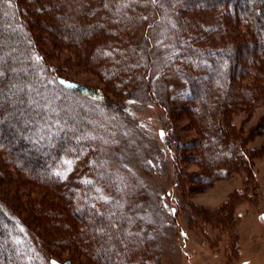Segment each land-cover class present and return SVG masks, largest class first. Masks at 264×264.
<instances>
[{
    "label": "rangeland",
    "instance_id": "obj_1",
    "mask_svg": "<svg viewBox=\"0 0 264 264\" xmlns=\"http://www.w3.org/2000/svg\"><path fill=\"white\" fill-rule=\"evenodd\" d=\"M19 1L10 0L30 21L26 24L33 36L29 51L38 59L43 53L48 72L39 68L38 75L47 80L52 94L74 96L57 87L55 77L60 75L100 88L108 101L123 102L120 111L108 108L112 104H102L106 122L101 133L103 138L106 134L113 138L118 157L145 191L137 204H122L123 189L117 191L113 181H108L109 174L99 172L93 146L84 153L64 155L56 164L58 178L53 183L36 181L10 166L6 150L0 146V198L18 214L36 249L41 248L33 264H43L50 256L68 258L70 264H95L98 234L101 240L114 236L112 230L121 221H109V210L104 213L107 208L125 209V234L146 237L141 242L130 239V246L124 248L123 256H117L115 264H264V52L258 56L260 49L264 51V32L257 37L255 16L249 15L248 8L249 4L259 5L260 0H194L193 8L182 7L169 18L161 0H85L86 7L77 17L84 26L83 39L59 35L43 22L32 25L29 17L49 6L38 5V0ZM182 11L191 24L188 35L194 37V60L186 57L193 53L187 47L188 38L180 43L176 39L182 33L177 19ZM41 15L49 16L46 11ZM253 32L260 44L255 35L252 38ZM180 46L184 54L178 58ZM225 51L226 57H221ZM254 54L256 59L251 57ZM183 58L190 62L181 61ZM108 64L110 69L117 64L118 69H112L117 72L108 73ZM193 67L192 88L187 74ZM238 87L252 92L237 98L244 91ZM220 89L222 94L228 91L234 96L224 109L215 103ZM219 110L225 111L232 126L227 144L233 153L229 152V160L213 164L206 179L198 151L192 159L189 150H196L201 114L218 115ZM60 124L64 123L54 124L50 138L59 132ZM94 126L101 127L93 124L85 131L96 130ZM177 138L180 143L194 139L184 143L187 150L180 162L189 174L185 187L177 184V170L166 151ZM48 139L41 137L39 143ZM197 148L201 155L202 148ZM82 186H88L100 203L62 204L60 193L78 192ZM41 197L56 204H41ZM118 201L121 204H112ZM76 211L85 218L80 220ZM50 225L61 230L56 234L59 237L52 238ZM20 233L25 235V230ZM121 239L120 247H124Z\"/></svg>",
    "mask_w": 264,
    "mask_h": 264
},
{
    "label": "trees",
    "instance_id": "obj_2",
    "mask_svg": "<svg viewBox=\"0 0 264 264\" xmlns=\"http://www.w3.org/2000/svg\"><path fill=\"white\" fill-rule=\"evenodd\" d=\"M11 2L10 0H0V71L3 72V75L0 76V146L6 150L7 163L10 166L14 165L19 171L31 175V178L36 181L53 183L55 182V178H58L54 174L58 166L56 164L64 155L67 153L71 155L72 151L84 153L93 146L95 151L94 162L99 172L109 174L108 178L111 179H108V181H113L112 184L117 188V191L123 189V192L120 193V199L123 200L122 204H137L138 199L140 200L145 197L143 196L145 194L144 187L139 179L128 172L125 163L118 157L115 145L112 144L113 138H110L107 134L103 138L104 135L101 133L105 131V126L103 125L106 122L104 120L106 107L102 104H112V107L108 105V108L120 111L124 106L123 102L119 100L114 102L108 101L109 99L106 95L104 96L100 88L87 87L73 80L70 81L62 78L60 75L55 77L57 87L62 91L74 93V96L72 98H62L52 94L49 90L51 86L47 83V80H41V77L38 75L39 68H44L45 72L47 71L46 64L42 62L43 53L41 52V57L38 59V55L35 56L32 50L29 51V43L33 37L27 28L30 21L28 17L23 16L21 8L17 6L15 9L11 5ZM168 2L169 0H161L162 5L166 6V17L170 14L172 16L178 9L182 10V7L187 8V6H190L193 8L194 6V0H188L186 3L178 0L174 4ZM41 3H44V7L49 6V8L47 7L48 10H44L41 6L42 8L40 7L39 10L42 9V11L38 12V16L32 15L29 17V19H32V25L36 22L38 24L43 22V24H50L49 26H52L59 35L65 34L69 38H85L82 28L84 26L78 24L77 19L78 15L86 7L85 0H38V5ZM55 6H59V10ZM248 8L250 9L249 15L252 18L255 16V30L256 32L258 31L257 37H259L260 32H264V0H260V4L257 6L249 4ZM45 11L49 16L43 18L44 15H41V13ZM186 16L188 15L183 11L177 15L178 21L181 22L179 29L182 27V33H177L176 39L180 43L181 39L188 38L186 39L189 44L187 47L193 53L189 54L190 52H188L187 56H185L189 60H194V37L188 35L190 31L188 28L191 24L189 23L190 21H186ZM193 21L194 19L191 20V23ZM255 33H252L253 39ZM257 37L255 35L256 42L260 44L261 42ZM247 41L251 40L248 39ZM183 49L180 46L177 52L178 58H181V55L184 54ZM263 52L260 49L258 56H262ZM226 54L225 51L221 57H226ZM256 56L254 54L251 57L256 59ZM260 58H257V62ZM181 61L190 62L186 61V58H183ZM108 67V73L117 72L112 70L118 69L117 64L112 69H110V64H108ZM187 76L190 77L189 81H191L193 88L194 67L190 69ZM209 88L212 89V86ZM238 88H243L242 90L244 91L238 92L237 98L249 97L250 92H252L249 88ZM222 90L220 89L219 99H215V103H218L224 109L230 100L234 99V96L230 97L228 91L222 94ZM115 105H117V108H114ZM49 111H53V113H48ZM57 112L58 115L55 116ZM53 114V119H56L55 121L51 120V115ZM201 119L202 122H199L196 126V150L193 147L189 152H191L193 159L195 156L193 155L194 151H198L197 155L198 157L200 156L198 163L200 164V168L203 169L202 175L208 179L210 177L208 171L211 170L212 166L219 161L224 162L231 158L228 157V154L229 152L233 153V149L231 150L228 147L227 142L228 133L232 134V126L229 125L224 110H219L218 115H214L210 111L204 112L201 114ZM112 120L114 121V119ZM112 120L110 122L113 124ZM59 121H62L64 124H60L61 126L58 128L59 132H56L50 138L53 135L52 130L55 129L54 124L58 126ZM93 124H99L101 127L94 126L93 128L96 130L86 132L85 128H88L87 126L91 127ZM215 136L217 139H215ZM13 137H19L17 139L19 141L15 139L14 141L16 142L14 143ZM26 137L31 139V141L24 142L23 139ZM41 137H49L48 142L42 141V143H39ZM173 137V134L169 137L170 141H172ZM189 141L194 142V139L185 140L183 143H180L177 138L175 142H172L173 146L171 148L167 146L166 150L175 164V170H177V184L184 187L187 185L186 179L189 178V174L185 172V168L182 167L180 162L183 161L185 150H187L184 148V143ZM197 146H200V149L202 148L201 155H199ZM118 172L121 174L120 178H118L119 174L116 175ZM59 197L62 204L100 203L95 193L91 192L88 186H82L78 192L71 190L63 194L60 193ZM40 202L41 204H56L53 201L48 203V200L42 197ZM3 204L7 203L4 199L0 198V264H33L36 257L40 255L41 248L38 246L36 249L33 238L29 236L25 225L20 222L18 214L6 208ZM112 204L121 203L118 201ZM107 210H109L111 218L109 221L113 222L114 219L121 221L119 222V226L112 230V235L114 236L109 238L107 235L101 240L100 234H98L97 243L94 247L96 253L92 259L95 261V264H115L117 256H123L124 248L130 246V239L139 240L140 242L142 238L146 239L144 236H139V239H136L138 235L125 234V209L112 211L107 208L104 213ZM122 210L123 213H121ZM76 212L80 213L79 211ZM122 214L125 215L121 216ZM78 216L80 220L85 218L84 213H80ZM47 228L49 234L52 233L53 239H55L57 232L61 231H58L59 228L53 225ZM21 230H25V235L20 233ZM56 237L59 236L57 235ZM120 238H122L121 242L124 243V247H120ZM81 241L83 243L86 242L83 239ZM87 241L89 242L88 239ZM95 242V239H93V244ZM118 252H121L122 255H117ZM45 261L46 264H53V262L55 264H70V259L68 258L60 260L53 256L43 260V264H45Z\"/></svg>",
    "mask_w": 264,
    "mask_h": 264
},
{
    "label": "snow or ice",
    "instance_id": "obj_3",
    "mask_svg": "<svg viewBox=\"0 0 264 264\" xmlns=\"http://www.w3.org/2000/svg\"><path fill=\"white\" fill-rule=\"evenodd\" d=\"M3 75V72L2 71H0V76H2ZM63 83V82H62ZM53 264H55V262H53Z\"/></svg>",
    "mask_w": 264,
    "mask_h": 264
}]
</instances>
